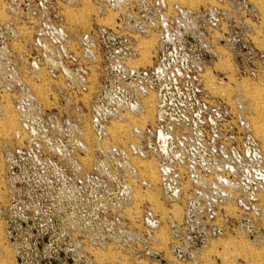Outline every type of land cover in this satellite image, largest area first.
Here are the masks:
<instances>
[{"label": "built area", "instance_id": "2783aa9c", "mask_svg": "<svg viewBox=\"0 0 264 264\" xmlns=\"http://www.w3.org/2000/svg\"><path fill=\"white\" fill-rule=\"evenodd\" d=\"M134 2L125 34L114 23L108 46L71 54L45 101L32 92L17 100L19 130L2 149L6 219L17 212L24 224L42 231L60 224L76 235L106 212L155 226L160 215L149 196L157 190L170 211L182 210L174 232L203 233L206 243L240 235L264 244V147L245 101L215 92L227 88L220 63L232 65L237 81L260 73L264 51L249 36L260 23L256 6ZM150 39L151 64L135 65ZM150 109L151 122L114 140L115 124ZM149 162L156 186L144 173Z\"/></svg>", "mask_w": 264, "mask_h": 264}, {"label": "rangeland", "instance_id": "374dc122", "mask_svg": "<svg viewBox=\"0 0 264 264\" xmlns=\"http://www.w3.org/2000/svg\"><path fill=\"white\" fill-rule=\"evenodd\" d=\"M134 1L0 0V127L5 121L10 125L7 132L0 131V205L5 201L2 149L13 146L19 130L17 100L32 92L45 101L47 84L63 82L62 70L69 65L71 54L108 46L115 34L111 30L114 23H122L118 33L125 34L135 10ZM165 1L199 8L206 0ZM143 2L149 7L152 0ZM250 2L259 12L260 23L249 36L255 48L264 51V0ZM82 36H89L83 48L79 44ZM154 44L153 39L143 43L135 65L151 64ZM260 66L256 79L237 81L232 65L220 63L218 68L228 71L227 88L215 91L229 102L237 97L245 101L257 138L256 125L264 132V64ZM149 114L151 118L146 117L140 126L151 122V109L144 116ZM134 126L132 122L125 124L126 140ZM260 142L264 147V142ZM148 168L150 176L146 173ZM144 173L156 186L158 178L152 162L146 164ZM149 202L160 215L155 226L150 220L146 226L139 220L117 221L106 212L94 222L89 220L92 223L88 231L78 235L63 233L60 224L53 231H42L33 224H24L17 212L11 223L2 206L0 264H264V244L240 235H226L206 243L203 233H185L181 228L174 232L172 225L181 222V208L170 211L159 200L157 190L149 196ZM170 212L173 216L175 212V216Z\"/></svg>", "mask_w": 264, "mask_h": 264}, {"label": "bare ground", "instance_id": "6f19581e", "mask_svg": "<svg viewBox=\"0 0 264 264\" xmlns=\"http://www.w3.org/2000/svg\"><path fill=\"white\" fill-rule=\"evenodd\" d=\"M188 2V1H187ZM195 3V2H194ZM150 44V43H149ZM148 44V45H149ZM151 45H149V47H150ZM142 54V53H141ZM150 59V58H149ZM152 100V98L150 97V99H149V101H151ZM146 117H150L151 118V115L149 114V115H146V116H144L143 115V117L141 116V117H139L138 119H130L127 123H125V124H128L129 122L131 123H134V125H136V126H140V124H144V119L146 118ZM262 117V116H261ZM150 118H148L147 119V121L150 119ZM6 119V118H5ZM263 119V118H262ZM146 121V122H147ZM145 122V123H146ZM125 124H115L114 126H113V128H112V130H111V134H112V137L114 138V140L115 141H118L120 138H119V136L121 135L123 138H125V134H126V130L124 129V126H125ZM254 125H255V122H254ZM259 125V124H258ZM135 127V126H134ZM256 127V130H257V134H258V138L262 141V142H264V132H262V130L261 129H259V126H255ZM9 128H10V125H9V122L8 121H5V123H4V125L2 126V127H0V131H2V132H7L8 130H9ZM126 139V138H125ZM262 144V143H261ZM146 173H147V175L148 176H150V174H149V168L148 169H146ZM152 180V179H151Z\"/></svg>", "mask_w": 264, "mask_h": 264}]
</instances>
